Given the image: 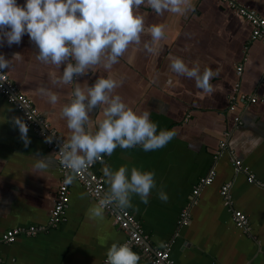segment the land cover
<instances>
[{
  "label": "crops",
  "instance_id": "1",
  "mask_svg": "<svg viewBox=\"0 0 264 264\" xmlns=\"http://www.w3.org/2000/svg\"><path fill=\"white\" fill-rule=\"evenodd\" d=\"M25 2L17 0L21 6ZM192 2L195 11L186 17L167 12L157 16L142 5L137 11L145 17L146 27L164 25L166 38L158 43V52L148 54L142 47L130 45L110 71L97 66L78 82L84 87L101 77L122 79L114 94L137 113L149 111L157 132H177L163 148L145 152L140 146L117 147L104 157L113 170L127 166L129 174L132 167L155 173L157 188L148 204L133 196V207L127 209L139 223L149 252L170 244L177 264H264V187L260 183L264 182V40L251 39V24L227 2ZM236 2L264 17V0ZM37 53L27 34L19 44L0 43V54L6 59L19 56L4 71L32 100L50 128L67 140L71 133L61 109L70 100L74 85H52V76L61 75L63 65L58 69L43 64L36 59ZM170 57L182 58L189 67L199 64L201 72L205 67L218 72L210 81L215 92L203 93L194 79L173 72ZM238 66H242L240 74ZM42 85L59 96L55 105L39 94ZM252 96L258 101L251 102ZM17 116L23 119L0 93V237L16 227L49 226L62 179L56 153L43 138L30 130V143L25 146L12 123ZM102 118L103 106L90 114L88 127L95 131L96 121ZM40 156L51 160L43 172L34 169ZM236 160L241 161L239 167ZM105 164L93 166L104 182ZM212 170L214 181L195 194L200 180ZM250 176L256 181L250 182ZM225 184H229L228 202L221 195ZM161 188L168 195L167 202L157 196ZM82 193L88 192L76 177L58 224L44 232L18 236L11 243L0 242L4 264H102L111 245H121L128 233L105 209L102 218H89L88 209L98 200L90 194L81 198ZM237 209L248 215V229L233 221ZM132 251L140 257L138 264H150L142 247Z\"/></svg>",
  "mask_w": 264,
  "mask_h": 264
},
{
  "label": "clouds",
  "instance_id": "2",
  "mask_svg": "<svg viewBox=\"0 0 264 264\" xmlns=\"http://www.w3.org/2000/svg\"><path fill=\"white\" fill-rule=\"evenodd\" d=\"M142 5L157 16L167 12L186 17L195 11L192 0H26L23 6L17 0H0V43L19 44L27 34L38 49V61L58 69L63 65L62 74L52 76V85H74L70 100L61 109L71 133L58 152L59 164L67 170L66 185L72 184L96 162L105 164L104 157L111 156L117 147L140 146L145 152L154 151L166 146L177 135L175 129L157 132V124L151 120L149 111L137 113L119 94H114L122 85V79L101 77L84 87L78 82L97 66L110 71L130 45L142 47L148 54L158 52V43L166 38L164 25L154 23L146 27L145 17L137 11ZM143 36L150 39H142ZM13 58L19 59V56L14 54L6 59L0 54V70L9 68ZM170 69L194 79L203 93L212 95L215 92L210 81L219 73L211 68L205 67L201 72L199 64L189 67L182 58L170 57ZM38 92L53 105L60 99L43 85ZM101 106L103 118L96 121L97 129L93 131L88 127L90 114ZM12 123L18 127L27 146L30 143L27 123L18 116ZM46 142H51V138L46 137ZM50 162L48 156L37 157L34 169L46 171ZM102 172L107 191L81 194V198L89 194L98 198L88 209L91 219L102 218L104 209L109 206L132 208L133 196L148 204L152 190L157 188L152 171L132 167L129 174L127 166L113 170L105 164ZM157 196L164 202L168 200L162 188L157 190ZM106 255L105 264H138L140 260L127 243H113Z\"/></svg>",
  "mask_w": 264,
  "mask_h": 264
},
{
  "label": "built area",
  "instance_id": "3",
  "mask_svg": "<svg viewBox=\"0 0 264 264\" xmlns=\"http://www.w3.org/2000/svg\"><path fill=\"white\" fill-rule=\"evenodd\" d=\"M236 9L252 26L251 39L252 40H264V17L253 9L242 6L236 2V0H223ZM242 71V66H238L237 72L240 74ZM237 90V88H236ZM0 93H2L6 99L12 103L16 109L22 114L23 120L28 125V131L32 130L38 136L43 138L46 142V137L51 138V142H46L48 147L56 153L57 161L59 164V150L63 141H67L63 138L55 129L50 128L48 121L39 112L38 108L34 105L31 99H29L24 93L21 92L19 86L10 78L8 73L4 70H0ZM258 97H250L251 102H257ZM28 117H32L29 119ZM224 144L221 143V147ZM236 165L239 167L241 165L240 160H236ZM60 170L62 172V179L58 186L57 198L55 205L52 209L49 226H55L64 217L66 209L70 201V184H65L66 171L60 164ZM93 166H90L85 172L77 176L87 190L91 193L93 190L96 191H106V186L104 179L98 175L94 170ZM215 171H210V173L203 177L198 187L194 190L195 194H198L201 186L211 184L215 179ZM250 182L256 181L253 176L248 178ZM260 182V181H257ZM264 187V182H260ZM221 195L224 196L226 201H229V184H225L221 188ZM92 196V195H91ZM94 197V196H92ZM98 200L97 197H94ZM107 212H110L114 216V222L121 228L127 231L128 237L122 244H128L131 249L134 247H142L145 250L150 264H177L175 260L171 257L170 244H166L162 248L156 249L153 252H149V248L145 245V239L142 236V230L139 223L137 222L134 215L127 209H118L114 206H109L105 208ZM184 217L187 215V210L183 211ZM232 219L235 224L243 229H248L249 227V217L242 210H234L232 213ZM183 223H188L186 218L182 219ZM47 225H31L26 227H16L9 229L0 237V242L11 243L14 242L18 236L21 235H34L39 232L47 231L49 228ZM121 244V245H122ZM107 260V258H106ZM106 260L102 264H105ZM0 264H4L3 259L0 256Z\"/></svg>",
  "mask_w": 264,
  "mask_h": 264
}]
</instances>
